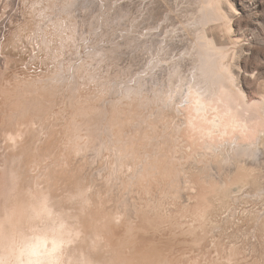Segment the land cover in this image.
<instances>
[{
    "label": "rangeland",
    "instance_id": "1",
    "mask_svg": "<svg viewBox=\"0 0 264 264\" xmlns=\"http://www.w3.org/2000/svg\"><path fill=\"white\" fill-rule=\"evenodd\" d=\"M63 1L0 0V264H264V140L237 155L177 109L193 71L229 84L203 29L263 100L264 0H215L220 18L202 0ZM241 166L255 168L235 179Z\"/></svg>",
    "mask_w": 264,
    "mask_h": 264
},
{
    "label": "bare ground",
    "instance_id": "2",
    "mask_svg": "<svg viewBox=\"0 0 264 264\" xmlns=\"http://www.w3.org/2000/svg\"><path fill=\"white\" fill-rule=\"evenodd\" d=\"M65 1V0H64ZM63 1V3H65ZM76 1V0H75ZM95 1V0H94ZM140 1V0H139ZM144 1H146V0H144ZM167 1H169V0H167ZM176 1V0H175ZM183 1V0H182ZM185 1V0H184ZM195 1V0H194ZM198 1V0H197ZM201 1V0H200ZM202 1H204L205 2V8L206 9H211L213 12H214V17L216 18H220V12H219V7H218V5L216 4V1L215 0H202ZM83 2H84V0H83ZM171 3L173 2V0L172 1H170ZM169 2V3H170ZM177 2H180L179 0L177 1ZM63 3L61 4V6L63 5ZM68 3H70V1L68 2ZM82 3V2H81ZM90 3V2H89ZM152 3V2H151ZM168 3V4H169ZM174 3H176V2H174ZM185 3V2H184ZM198 3V2H197ZM201 3V2H200ZM144 4H146V3H144ZM149 4V3H148ZM181 4V3H180ZM194 4V3H193ZM65 5V4H64ZM70 5V4H69ZM72 5V4H71ZM82 5V4H81ZM81 5H79V6H81ZM151 5V4H150ZM161 5V4H160ZM173 5H175V4H173ZM172 5V6H173ZM183 5V4H182ZM204 5V4H203ZM60 6V7H61ZM66 6V5H65ZM73 6H74V4H73ZM76 6V5H75ZM77 6H78V4H77ZM76 6V7H77ZM97 6V5H96ZM158 6V5H157ZM176 6V5H175ZM179 6H181V5H179ZM68 7V6H67ZM66 7V8H67ZM71 7V6H70ZM141 7L142 8H144L142 5H141ZM198 7V6H197ZM200 7V6H199ZM69 8V7H68ZM81 8V7H80ZM146 8V7H145ZM151 8V7H150ZM184 8H185V6H184ZM201 8V7H200ZM60 9V8H59ZM75 9V8H74ZM95 9V8H94ZM127 9H128V7H127ZM154 9V8H153ZM186 9L187 8H185V11H186ZM199 9V8H198ZM197 9V13L199 14V10ZM202 9H204L203 7H202ZM205 9V10H206ZM122 10V9H121ZM138 10V9H137ZM146 10H147V8L145 9V13H146ZM150 10V9H149ZM181 10H183V9H181ZM201 10V9H200ZM205 10H202V11H205ZM221 10V9H220ZM59 11V10H58ZM57 11V12H58ZM63 11V10H62ZM61 11V12H62ZM69 11V10H68ZM126 11V10H125ZM164 11V10H163ZM189 11V10H188ZM196 11V10H195ZM65 12V11H64ZM122 12V11H121ZM120 12V13H121ZM130 12V11H129ZM141 12V11H140ZM205 12H207V11H205ZM205 12H203V13H205ZM69 13V12H68ZM163 13V12H162ZM178 14L180 13L179 11L177 12ZM197 13H196V16H198L197 15ZM70 14V13H69ZM122 14V13H121ZM125 14V13H124ZM148 14H149V12H148ZM151 14V13H150ZM168 14H169V12H168ZM190 14V13H189ZM208 14V13H207ZM62 15V14H61ZM171 16V15H170ZM183 16H184V14H183ZM185 16H186V14H185ZM196 16H194V18H196L197 19V17ZM164 17H166V15L164 16ZM173 17V16H172ZM202 17H203V15H202ZM213 17V16H212ZM224 17V16H223ZM146 18V17H145ZM153 18V17H152ZM175 18V17H174ZM181 18V17H180ZM192 18V17H191ZM222 18V17H221ZM171 19V18H170ZM189 19V18H188ZM199 19V18H198ZM146 20H147V18H146ZM154 20V19H153ZM165 20V19H164ZM168 20V22H169V19H167ZM174 20V19H173ZM193 20V19H192ZM218 20V19H217ZM221 20V19H220ZM223 20V19H222ZM160 21V20H159ZM162 21V20H161ZM166 21V20H165ZM194 21V20H193ZM193 21H191L192 22V24L189 26V27H191V26H194V24H193ZM216 21V20H215ZM149 22V21H148ZM190 22V23H191ZM196 22H197V20H196ZM198 22H201L200 20L198 21ZM223 22V21H222ZM144 23V22H143ZM146 23V22H145ZM156 23V22H155ZM172 23V22H171ZM170 22H169V24H171ZM186 23V22H185ZM206 23V22H205ZM216 23V22H215ZM147 24V23H146ZM145 24V25H146ZM176 24V23H175ZM175 24H173V25H175ZM195 24H197V23H195ZM207 24V23H206ZM212 24H213V20H212ZM157 25V24H156ZM159 25V24H158ZM166 25H167V23H166ZM179 25V24H178ZM187 25H189V23L187 24ZM202 25V24H201ZM208 25V24H207ZM214 25V24H213ZM220 25V24H219ZM162 26V25H161ZM171 27H170V29L172 28V27H174V26H172V25H170ZM180 26V25H179ZM183 26V25H182ZM196 26V25H195ZM198 26V25H197ZM210 26H212L211 25V23H210ZM176 27V26H175ZM178 27V26H177ZM184 27V26H183ZM200 27V26H199ZM202 27V26H201ZM160 29H161V27H159ZM158 28V29H159ZM163 28H164V26H163ZM188 28V27H187ZM205 28V27H204ZM170 29H168V30H170ZM190 29V28H189ZM196 29V28H195ZM201 29H203V28H201ZM211 29V28H210ZM150 30H152V29H149V31ZM154 30H157L156 28L154 29ZM199 30V29H198ZM204 31V33L205 34H203V36L202 37H200L201 38V44H203V46L207 49V57L208 58H210V61H213V60H215V59H217L216 61H218L219 62V64L217 65V67H218V69H219V71L218 72H220V73H223V76L224 77H226L227 79H228V82H229V84H226L225 86H219V87H215V85H212L211 83H209L207 80L206 81H204L203 79H202V81L201 80H199V79H201V78H203V77H198V78H196V76H195V74H194V76L195 77H192V74H193V72H196V71H193V72H191L190 70H188V71H190L189 73H190V75H191V77L189 78L188 76H186V75H184V73L182 74V76L185 78V76L187 77V78H189L188 79V81L189 80H191V81H189V83H184V84H182V86H181V88H185L184 90H186V93H185V97H186V99H184V100H186L185 102L183 101L182 102V100L180 101V107L179 108H177L178 109V111L179 112H181L180 113V116H181V114H182V116H184V119L182 120V122H181V124L183 125V127H182V130L183 131H189L191 128H193V129H195V128H198V130H204V133L202 134V138H203V140H207V141H209V142H215V140H219V141H224V142H230V145H232V146H238V147H236V148H234L237 152H235V153H238L237 155H239V154H241L242 153V156H244V153H247V151H250L251 152V154H257L260 150H261V148H260V144H261V142L264 140V98H263V100H261V102L259 101H255V102H252V101H250L248 98H247V96L243 93V91L240 89V88H238L237 87V85L234 83V78H233V76L231 75V71H230V69L228 68V65H227V63H226V60H227V55L226 54H224L223 52H222V47H218V43H216L215 41H214V39H213V36H212V38L210 37L209 38V36H207V34H206V30L205 29H203ZM148 31V32H149ZM162 31V30H161ZM181 31V30H180ZM183 31V30H182ZM190 31H192V30H190ZM152 33H153V31H151ZM178 32V31H177ZM185 32V31H184ZM202 32V31H201ZM202 32V33H203ZM207 32H208V30H207ZM212 32V31H211ZM162 33V32H161ZM161 33H159V36H160V34ZM170 33V32H169ZM173 33V32H172ZM213 33V32H212ZM211 33V34H212ZM151 34V33H150ZM163 34V33H162ZM176 34V33H175ZM183 34V33H182ZM200 34V33H199ZM174 35H172V37H173ZM201 36V35H200ZM211 36V35H210ZM155 37H157V36H153V40H156L155 39ZM160 37H162V35L160 36ZM166 37V36H165ZM165 37H163V38H165ZM168 37H169V35H168ZM172 37H170V38H172ZM179 37H181V36H179ZM183 37V36H182ZM197 37V36H196ZM199 37V36H198ZM158 39V38H157ZM167 39H169V38H167ZM175 39H176V37H175ZM178 40V39H177ZM177 40H175L176 42H177V45H178V41ZM199 40V39H198ZM169 41H170V39H169ZM169 41H167V42H169ZM223 41V40H222ZM133 42H135V41H133ZM132 42V43H133ZM151 42H152V40H151ZM150 42V43H151ZM154 42H161V41H154ZM166 42V41H165ZM163 43V42H161V43H163L162 45H164V44H166V43ZM172 42H173V40H172ZM180 43H182V39H181V42H179V45H180ZM185 43H187V42H185ZM190 43V42H189ZM188 43V44H189ZM193 43V42H192ZM157 44H159V43H157ZM157 44L155 45V46H157ZM168 44V43H167ZM173 44V43H172ZM171 43H170V45L169 46H171L172 45ZM176 43L174 42V47H176V45H175ZM187 44V45H188ZM130 45H132V44H130ZM134 45V44H133ZM138 45V44H137ZM149 45V46H148ZM147 46L150 48V47H152V46H150V44H148ZM152 45V44H151ZM161 45V44H160ZM173 45L171 46V47H173ZM190 45V44H189ZM225 45V44H224ZM186 46V45H185ZM191 46V45H190ZM194 46V45H193ZM198 46H200V45H197V48H199ZM220 46V45H219ZM136 47V46H135ZM145 47V46H144ZM154 47V46H153ZM152 47V48H153ZM167 47H168V45H167ZM170 47V48H171ZM174 47H173V49H174ZM182 47V46H181ZM143 48V47H142ZM151 48V49H152ZM155 48V47H154ZM161 48H162V46H161ZM165 48V47H164ZM178 48H179V46H178ZM184 48V47H183ZM188 48V47H187ZM133 49H134V47H133ZM156 49V48H155ZM163 49V48H162ZM182 49V48H181ZM185 49H186V47H185ZM192 49H194L193 47H192ZM225 49V48H224ZM140 50V49H139ZM138 50V51H139ZM144 50H145V52H146V47L144 48ZM153 50V49H152ZM187 50V49H186ZM227 50V49H226ZM155 51V50H154ZM168 51V50H167ZM178 51V50H177ZM179 51L181 52V50L179 49ZM185 51V50H184ZM189 51V50H188ZM197 51V50H196ZM199 51V50H198ZM140 52V51H139ZM150 52V51H149ZM160 52H161V50H160ZM163 50H162V55H163ZM166 52V51H165ZM164 52V53H165ZM173 52H176V51H173ZM152 53L153 52H151L150 53V55H152ZM156 52H154V54H155ZM171 53V52H170ZM177 53H179V52H177ZM197 53V52H196ZM134 54H136V53H134ZM145 54V53H144ZM160 54V53H159ZM183 54V53H182ZM187 54V53H186ZM189 54V53H188ZM192 54V53H191ZM137 56L139 55V54H136ZM135 55V57L136 58H138L137 56ZM142 55V54H141ZM147 55H148V53H147ZM162 55H160V56H162ZM167 55V54H166ZM165 55V56H166ZM199 55V54H198ZM153 56V55H152ZM157 56V55H156ZM169 56V55H168ZM172 56H178V55H176V54H174L173 53V55ZM189 56V55H188ZM191 56V55H190ZM145 57H147V56H145ZM158 57H159V55H158ZM187 57V56H186ZM164 58V57H163ZM178 58V57H177ZM182 58H183V56H182ZM149 59H150V56H149ZM149 59H147V60H149ZM160 59V58H159ZM172 59V58H171ZM176 59V58H175ZM190 59H192V57L190 58ZM131 60V59H130ZM133 60V59H132ZM131 60V61H132ZM134 60H137V59H134ZM133 60V61H134ZM145 60V59H144ZM152 62H154V63H156L155 61H156V59L153 61V57H152ZM162 60V59H161ZM183 60V59H182ZM141 61H142V59H141ZM157 61H158V59H157ZM166 60H163L162 62H165ZM171 62L173 61V59L172 60H170ZM170 61H168V63L170 62ZM175 61V60H174ZM191 61V60H190ZM199 61H201V60H198V62ZM135 62V61H134ZM137 62V61H136ZM140 62V61H139ZM139 62H137L136 64H139ZM146 62H149V61H146ZM159 63H160V61H158ZM157 62V63H158ZM167 62V61H166ZM170 62V63H171ZM178 62V61H177ZM193 62V61H192ZM141 64L140 65H142V62H140ZM145 63V62H144ZM215 63H217V62H215ZM147 64V63H146ZM150 64V62L148 63V65ZM161 64V63H160ZM163 64V63H162ZM161 64V65H162ZM174 64V63H173ZM176 64V63H175ZM180 64V63H179ZM199 64V63H198ZM198 64H197V66H198ZM205 64V63H204ZM147 65V66H148ZM155 65V64H154ZM160 65V66H161ZM168 65H170V64H168ZM189 65V64H188ZM194 65V64H193ZM165 66V64H163V66L162 67H164ZM167 66V65H166ZM173 66V65H172ZM176 66H177V64H176ZM195 66H196V63H195ZM194 66V67H195ZM197 66L195 67V68H197ZM200 66V65H199ZM149 68H150V65L148 66ZM153 68H154V70H155V68L158 70V68H159V66H158V68H157V64H156V67L155 66H152ZM184 67V66H183ZM152 68V69H153ZM166 68H168V67H166ZM174 68V67H173ZM188 68V67H187ZM190 69L192 68V67H189ZM199 68V67H198ZM197 68V69H198ZM164 69H165V67H164ZM163 69V70H164ZM170 69H172V68H170ZM175 69H176V67H175ZM178 69H181V67L180 68H178ZM177 69V70H178ZM196 69V70H197ZM216 69V68H215ZM160 70H161V72H162V68H160ZM177 70H176V72H177ZM191 70H193V68L191 69ZM201 70V69H200ZM211 70V69H210ZM209 70V71H210ZM153 71V70H152ZM151 71V72H152ZM170 70L168 69V71L167 72H169ZM173 71V70H172ZM179 71L180 70H178V75H177V77H178V79L180 78V73H179ZM182 71V70H181ZM198 71H199V69H198ZM215 71V70H214ZM159 72V71H158ZM157 72V73H158ZM165 72V71H164ZM175 72V73H176ZM184 72V71H183ZM217 72V71H216ZM153 73H156L155 71L153 72ZM169 74V73H168ZM172 74V73H171ZM174 74V73H173ZM172 74V75H173ZM185 74H187L188 75V72L187 73H185ZM196 74H198V73H196ZM160 75V76H159ZM159 75H155L156 77L157 76H159V80H160V77H161V75H162V73L160 74L159 73ZM163 75H164V73H163ZM163 75H162V77H163ZM176 75H174V76H176ZM202 74H200L199 76H201ZM151 76V75H150ZM152 76H154L153 74H152ZM170 76V75H169ZM181 76V77H182ZM208 76V75H207ZM206 76V77H207ZM162 77H161V79H162ZM165 77V76H164ZM166 77H168V76H166ZM165 77V78H166ZM172 77V76H171ZM205 77V76H204ZM151 78V77H150ZM153 78H155V77H152V81H153ZM165 78H164V80H165ZM187 78H185V79H187ZM146 79H148L147 77H146ZM146 79H144V80H146ZM158 79V78H157ZM156 78H155V80H157ZM169 79V78H168ZM178 79H175L176 81L178 80ZM154 80V81H155ZM180 80L182 81V78H180ZM180 80H179V84H180ZM209 80V79H208ZM149 81H150V83H151V80L149 79ZM162 81H163V79H162ZM161 80L160 81H158L157 80V83L158 82H162ZM176 81L174 82L173 81V83L175 84L176 83ZM183 81H184V79H183ZM182 81V82H183ZM187 81V82H188ZM144 83V82H143ZM155 83H156V81H155ZM155 83H154V86H155ZM148 85V83H145L144 85ZM159 84H161V83H159ZM178 84V83H177ZM144 85H142L143 87H144ZM151 85V84H150ZM148 85L150 88H151V86H153V85ZM162 85H164V84H162ZM161 85V86H162ZM166 86H167V84H165ZM173 84H171V86H172ZM153 86V87H154ZM170 86V87H171ZM142 87V88H143ZM145 87H147V86H145ZM153 87H152V89H151V91H153ZM164 87V86H163ZM162 87V88H163ZM169 87V86H168ZM174 86H172L171 88H173ZM175 87L176 88H178L179 87V85L178 86H176L175 85ZM174 87V88H175ZM155 88H156V86L154 87V91H155ZM158 88V87H157ZM156 88V89H157ZM160 89L161 91H163V89ZM170 88V89H171ZM147 89V88H146ZM167 89H169V88H167ZM166 89V90H167ZM170 89H169V91H170ZM149 89H147V90H145L144 89V91H148ZM164 91H165V89H164ZM168 91V90H167ZM167 91H166V93H167ZM168 91V92H169ZM174 91V90H173ZM176 91H177V89L175 90V93H176ZM179 91H180V88H179ZM149 92V91H148ZM159 92V91H158ZM171 93H172V91H170ZM183 92H185V91H183ZM156 93H157V90H156ZM163 92H160V94H162ZM165 93V94H166ZM181 93V92H180ZM179 93V94H180ZM150 94V93H149ZM153 94V92H151V94L150 95H152ZM155 94V93H154ZM159 94V95H160ZM164 93H163V95H165ZM168 94V93H167ZM166 94V95H167ZM182 94H184V93H182ZM181 94V96H183ZM158 95V96H159ZM169 95V94H168ZM177 95H178V92H177ZM153 96V95H152ZM151 96V97H152ZM156 96V95H155ZM158 96H156V97H158ZM161 97H162V95H160ZM159 96V97H160ZM172 96H173V94H172ZM155 97V98H156ZM160 97V98H161ZM174 97H176V96H174ZM154 98V97H153ZM163 98V97H162ZM166 98V97H165ZM150 99V98H149ZM157 99H159V98H157ZM171 99H173L172 97H171ZM175 99V98H174ZM173 99V100H174ZM180 99H182V97H180ZM179 99V100H180ZM161 100V102L163 101V103L165 102V100H162V99H160ZM178 99H177V102L179 101ZM151 101H153V100H151ZM176 101V100H175ZM156 102V101H155ZM155 102H153V103H155ZM157 103H159V101L157 102ZM175 103V102H174ZM162 104V103H161ZM171 104V106H172V102L170 103ZM178 104V103H177ZM176 104V105H177ZM25 106V105H24ZM179 106V104L177 105V107ZM27 107V106H26ZM174 106H172V108H173ZM22 108V107H21ZM30 108V107H29ZM32 108V107H31ZM33 110V109H32ZM25 111V110H24ZM28 111V110H27ZM30 111V110H29ZM34 111V110H33ZM32 111V112H33ZM188 111V114L187 115H185V112H187ZM175 112V111H174ZM29 113V112H28ZM34 113V112H33ZM177 113V112H176ZM173 114L174 116H176V115H178V114ZM30 114H31V112H30ZM177 117V116H176ZM175 117V118H176ZM179 118V117H178ZM176 122H177V120H176ZM175 124V123H174ZM176 127V126H175ZM177 128H178V126H177ZM181 128V127H180ZM190 131H192V130H190ZM155 133H157V132H155ZM158 134V133H157ZM162 134V133H161ZM170 135V134H169ZM164 136V135H163ZM173 137V136H172ZM171 139V138H170ZM240 142H243V144L242 143H240ZM246 144H248V145H246ZM207 149H209V148H207ZM262 151V150H261ZM263 155V154H262ZM261 155V156H262ZM247 156V155H246ZM249 156V155H248ZM264 156V155H263ZM253 157H254V155H253ZM250 158H252V156H250ZM256 158H258V157H256ZM262 159H263V157H261ZM253 159H255V157L253 158ZM252 159V160H253ZM262 159H261V161H262ZM251 160V159H250ZM251 160V161H252ZM254 161V160H253ZM256 161H257V159H256ZM244 162H245V160H244ZM263 162V161H262ZM246 164V163H245ZM257 164V162L255 163V165ZM247 165H249V164H247ZM251 165H253L252 164V162H251ZM262 165V164H261ZM254 166V165H253ZM253 166H250V167H253ZM250 167H243V166H241L240 168H237V171L235 172V174H234V176H235V179H239V178H241V177H246V176H249V175H242V174H240L242 171H254V168L255 167H253V168H251V170H250ZM258 166H256V168H257ZM156 169V168H155ZM260 169H262L261 167L259 168V169H257V172H258V170H259V172H261L262 173V170H260ZM264 169V168H263ZM217 170V168L215 169V171ZM214 171V170H213ZM234 172V171H233ZM260 173V174H261ZM259 174V175H260ZM203 176H197V178H202ZM259 177L260 176H258V179H259ZM256 178V177H255ZM255 180H257V178L255 179ZM258 181V180H257ZM175 182V181H174ZM177 182V181H176ZM175 182V183H176ZM138 183V182H137ZM144 184V183H143ZM179 184V183H178ZM177 184V185H178ZM181 184V183H180ZM141 185V184H140ZM227 185H228V183L227 184H221V186L219 187V183L218 182H215V187L214 188H212V191L211 192H213V191H222V190H224V189H227ZM144 186V185H143ZM179 186V185H178ZM110 187V186H109ZM139 187V186H138ZM144 187H146V186H144ZM137 188V187H136ZM139 189V188H138ZM146 189V188H145ZM153 189V188H152ZM179 189H181V188H179ZM141 190V189H140ZM150 191V190H149ZM178 191V190H177ZM110 192V191H109ZM142 192V191H141ZM106 193V192H105ZM166 195V194H165ZM177 196V195H176ZM217 197H221V195L218 193L217 195H216ZM108 197V196H107ZM164 198V197H163ZM169 198V197H168ZM106 199V198H105ZM108 199V198H107ZM121 200H123V199H121ZM120 200V201H121ZM166 201V200H165ZM175 201H177V200H175ZM123 202H125V201H123ZM161 202V201H160ZM163 203V202H162ZM120 204H123L122 202L120 203ZM128 204V203H127ZM160 204V203H159ZM166 204V203H165ZM161 206V205H160ZM208 213V212H207ZM210 214L208 215V219H209V221H210V219L213 217V215H212V213L211 212H209ZM204 215V214H203ZM202 216V215H201ZM206 217V216H205Z\"/></svg>",
    "mask_w": 264,
    "mask_h": 264
}]
</instances>
